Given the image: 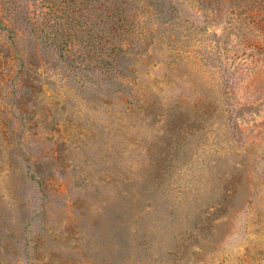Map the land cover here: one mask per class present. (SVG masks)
I'll return each instance as SVG.
<instances>
[{
    "label": "rangeland",
    "instance_id": "obj_1",
    "mask_svg": "<svg viewBox=\"0 0 264 264\" xmlns=\"http://www.w3.org/2000/svg\"><path fill=\"white\" fill-rule=\"evenodd\" d=\"M0 264H264V0H0Z\"/></svg>",
    "mask_w": 264,
    "mask_h": 264
}]
</instances>
